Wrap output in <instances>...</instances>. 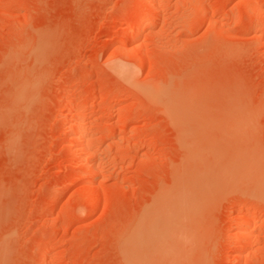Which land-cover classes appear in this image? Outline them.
Segmentation results:
<instances>
[{
    "label": "rangeland",
    "instance_id": "rangeland-1",
    "mask_svg": "<svg viewBox=\"0 0 264 264\" xmlns=\"http://www.w3.org/2000/svg\"><path fill=\"white\" fill-rule=\"evenodd\" d=\"M150 1L0 0V264H264V0Z\"/></svg>",
    "mask_w": 264,
    "mask_h": 264
},
{
    "label": "bare ground",
    "instance_id": "bare-ground-1",
    "mask_svg": "<svg viewBox=\"0 0 264 264\" xmlns=\"http://www.w3.org/2000/svg\"><path fill=\"white\" fill-rule=\"evenodd\" d=\"M151 7H155L156 5V0H151L150 4ZM258 9H261V5H258ZM145 26V25H144ZM88 156V155H87ZM250 220V219H249ZM252 220V218H251ZM254 227V226H253ZM256 228H252L250 226H248L247 228L244 229V231L242 232V239H246L249 238L252 234H254ZM237 246V245H236ZM239 262V261H238ZM238 264V263H237Z\"/></svg>",
    "mask_w": 264,
    "mask_h": 264
}]
</instances>
